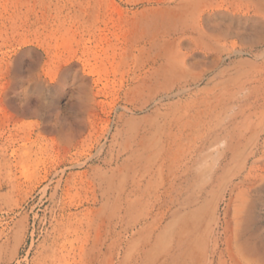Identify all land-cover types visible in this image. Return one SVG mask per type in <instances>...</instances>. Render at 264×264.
<instances>
[{
  "label": "rangeland",
  "instance_id": "rangeland-1",
  "mask_svg": "<svg viewBox=\"0 0 264 264\" xmlns=\"http://www.w3.org/2000/svg\"><path fill=\"white\" fill-rule=\"evenodd\" d=\"M194 1L0 0V264H264V0Z\"/></svg>",
  "mask_w": 264,
  "mask_h": 264
},
{
  "label": "bare ground",
  "instance_id": "bare-ground-1",
  "mask_svg": "<svg viewBox=\"0 0 264 264\" xmlns=\"http://www.w3.org/2000/svg\"><path fill=\"white\" fill-rule=\"evenodd\" d=\"M199 0H195L194 2H193V4H197V2H198ZM225 6V4L224 3H222V5H221V7H224ZM227 9H230V8H227ZM213 11H216V9H213ZM186 14H185V18H184V20L182 21V24L177 28V30H175L176 31V34H183V35H188V37H190V39L193 41V43H194V46L196 47V48H198V49H201V48H203V45H200L199 43H198V40L197 39H195L196 38V36H203L204 38L208 35L207 34V32H199V33H197L196 34V36L193 38L192 36L195 34L194 33V29H195V27H194V25L192 24V22H193V18H194V16H196L197 14L199 15V13H201V10H200V8H196V9H194L192 12H185ZM192 13V14H191ZM189 14V15H188ZM193 15V16H192ZM202 15V14H201ZM192 16V17H191ZM197 38H199V37H197ZM198 43V44H197ZM198 49H195L194 51H198ZM164 60H166V61H168L169 63H170V65H172V64H174V63H184L185 62V60L183 59V57L180 55V54H178V53H176V52H174V53H171L170 55H167V56H164ZM165 66V65H164ZM140 224H143L144 225V223H141L140 222ZM138 224L137 223H135L134 225H133V228L134 227H136ZM145 226H146V224H145ZM195 242V241H194ZM193 245H194V243H193ZM196 253V252H195ZM195 253H193L194 254V256H195ZM187 256V255H186ZM191 256V255H190ZM196 256H197V254H196ZM192 258H193V256H192ZM187 259H188V257H187Z\"/></svg>",
  "mask_w": 264,
  "mask_h": 264
}]
</instances>
